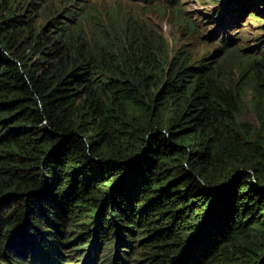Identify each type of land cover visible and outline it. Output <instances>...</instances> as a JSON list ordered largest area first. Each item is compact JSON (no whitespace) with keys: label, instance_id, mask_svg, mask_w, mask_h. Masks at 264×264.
Returning <instances> with one entry per match:
<instances>
[{"label":"trees","instance_id":"obj_1","mask_svg":"<svg viewBox=\"0 0 264 264\" xmlns=\"http://www.w3.org/2000/svg\"><path fill=\"white\" fill-rule=\"evenodd\" d=\"M25 1L0 0V264H264V22L214 64L138 11Z\"/></svg>","mask_w":264,"mask_h":264},{"label":"rangeland","instance_id":"obj_2","mask_svg":"<svg viewBox=\"0 0 264 264\" xmlns=\"http://www.w3.org/2000/svg\"><path fill=\"white\" fill-rule=\"evenodd\" d=\"M40 3V0H35ZM58 2V0H55ZM102 12L110 10L117 16L122 12L138 11L142 19L153 27L161 29L166 39L175 46L189 52L206 55L209 61L216 63L220 60L219 44L224 40L230 48L236 50L248 48L255 39L262 35L264 22V1L261 0H179L183 7V15L193 22L194 27L177 21L172 9L164 0H94ZM26 4L25 0H13ZM259 15L258 18L245 12V7ZM19 9V7H18ZM117 9V10H116ZM248 10V11H250ZM234 41V42H233ZM235 43V44H233ZM255 51V52H254ZM259 50H246L247 57H255ZM244 119H252L250 110L242 113ZM91 244H88V248ZM102 251V249H101Z\"/></svg>","mask_w":264,"mask_h":264},{"label":"water","instance_id":"obj_3","mask_svg":"<svg viewBox=\"0 0 264 264\" xmlns=\"http://www.w3.org/2000/svg\"><path fill=\"white\" fill-rule=\"evenodd\" d=\"M249 11H247L246 13L248 14Z\"/></svg>","mask_w":264,"mask_h":264}]
</instances>
